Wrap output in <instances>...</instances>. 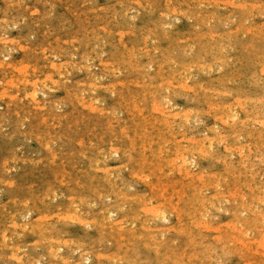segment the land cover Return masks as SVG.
Masks as SVG:
<instances>
[{"label": "rangeland", "instance_id": "rangeland-1", "mask_svg": "<svg viewBox=\"0 0 264 264\" xmlns=\"http://www.w3.org/2000/svg\"><path fill=\"white\" fill-rule=\"evenodd\" d=\"M263 30L264 0H0V264H264Z\"/></svg>", "mask_w": 264, "mask_h": 264}, {"label": "bare ground", "instance_id": "bare-ground-1", "mask_svg": "<svg viewBox=\"0 0 264 264\" xmlns=\"http://www.w3.org/2000/svg\"><path fill=\"white\" fill-rule=\"evenodd\" d=\"M256 1H257V0H256ZM260 2H261V1H260ZM256 3H257V2H256ZM253 4H254V2H253ZM258 4H259V3H258ZM260 5H261V4H260ZM169 7H170V6L168 5V6H167V9H168ZM164 8H165V6H164ZM127 14H128V13H127ZM126 16H127V15H126ZM14 23H15V22H14ZM240 27H241V26H240ZM210 30H211V29H210ZM259 31H260V30H259ZM263 31H264V30H263ZM263 31H261V32H263ZM212 32H213V31H212ZM210 33H211V32H210ZM248 33H249V32H248ZM252 33L257 34L258 31H257V33L251 31V36H252ZM254 34H253V35H254ZM208 35H210V34H208ZM213 36H214V34H213ZM213 36H212V38H213ZM254 36H255V35H254ZM197 37H198V36H197ZM202 38H203V36H202ZM202 38H201V40H202ZM262 38H263V37H262ZM196 39H197V38H196ZM199 40H200V39H199ZM199 40H198V42L202 44V42H200ZM205 40H206V39H205ZM205 40H204V42H207V40H206V41H205ZM196 41H197V40H196ZM196 41H194V42H196ZM187 42H188V41H187ZM192 42H193V41H192ZM215 43H216V41H215ZM189 45H191V43H190ZM205 45H206V44H205ZM218 45H219V44H218ZM203 46H204V45H203ZM203 46H202V50H203ZM210 47H211V45H210ZM210 47H209V48H210ZM244 47H245V46H244ZM209 48H208V49H209ZM217 48H218V47H217ZM205 49H206V47L204 48V50H205ZM209 50H210V49H209ZM215 50H216V47H215ZM205 51H206V50H205ZM207 51H208V50H207ZM4 56H6V55H4ZM88 59H89V58H88ZM181 62H182V61H181ZM261 62H262V61H261ZM178 63H179V62H178ZM182 63H183V62H182ZM1 64H3V62H2ZM259 64L262 65V63H260V62H259ZM174 65H175V64H174ZM181 65H182V64H181ZM183 65H184V64H183ZM183 65H182V66H183ZM185 65H186V64H185ZM253 66H254V63H253ZM174 67H175V66H174ZM251 67H252V65H251ZM254 67H255V68H254ZM254 67H253V68H254V70H255V69L257 68V66H254ZM259 67H260V66H259ZM170 68H171V67H170ZM261 68H262V66H261ZM174 69H175V68H174ZM162 70H163V69H162ZM176 70H177V69H176ZM176 70H175V71H176ZM260 70H261V69H260ZM163 71H164V70H163ZM163 71H161V72L163 73ZM173 71H174V70H173ZM175 71H174V72H175ZM177 71H178V70H177ZM177 71H176V72H177ZM180 71H181V70H180ZM180 71H179V72H180ZM182 71H183V69H182ZM182 71H181V74H182ZM257 71H258V70H257ZM159 72H160V69H159ZM159 72H158V73H159ZM165 72H166V71H165ZM165 72H164V73H165ZM171 72H172V71H171ZM184 72H185V71H184ZM169 73H170V72H169ZM167 74H168V73H167ZM166 76H167V75H165V77H166ZM168 76H169V74H168ZM171 76H172V75H171ZM178 76H180V75H178ZM181 76H182V75H181ZM160 77H161V75H160ZM169 77H170V76H169ZM174 77H175V76H174ZM174 77H173V80H175ZM187 77H188V76H187ZM24 78H25V77H24ZM163 78H164V77H163ZM166 78H167V77H166ZM176 78H178V77H176ZM185 78H186V76H185ZM185 78H184V79H185ZM167 79H168V78H167ZM178 79H179V78H178ZM184 79H181V80H184ZM254 79H255V78H254ZM165 80H166V79H165ZM171 80H172V79H171ZM179 80H180V79H179ZM181 80H180V81H181ZM21 81H22V80H21ZM160 81H162V80H160ZM175 81H176V80H175ZM177 82H178V80H177ZM181 82H182V81H181ZM179 83H180V82H179ZM173 84H174V83H173ZM176 84H177V83H175V85H176ZM177 86H179V85H177ZM167 87H168V86H167ZM182 87H183V86H182ZM169 88H170V87H169ZM89 90H90V89H89ZM85 91H87V90H85ZM83 92H84V91H83ZM33 93H34V91L32 92V94H33ZM73 93H74V92H73ZM30 95H31V94H30ZM37 95H38V94H37ZM153 95H154V94H153ZM32 96H33V98H35L36 94H33ZM77 96H78V95H77ZM30 97H31V96H30ZM75 97H76V96H75ZM77 98H78V97H77ZM154 98H155V96H154ZM244 99H245V98H244ZM34 100H35V99H34ZM37 100H39V99H37ZM77 100H79V99H77ZM156 100H158V99H156ZM86 101H87V100H86ZM259 101H260V99H259ZM36 102H37V101H36ZM39 102H40V101H39ZM241 102H242V101H241ZM241 102H240V103H241ZM263 102H264V101H263ZM44 103H45V102H44ZM83 103H84V102H83ZM158 103L160 104V101H158ZM238 103H239V102H238ZM240 103H239V104H240ZM245 103H246V102H245ZM151 104H152V103H151ZM242 104H244V103H242ZM161 105H162V103H161ZM150 106H151V105H150ZM236 106H237V105H236ZM261 106H262V105H261ZM41 107H44V106L41 105ZM134 107H135V106H134ZM161 107H162V106H161ZM239 107H241V105H240ZM162 108H163V107H162ZM234 108H235V107H234ZM163 109H164V108H163ZM242 109H243V108H242ZM159 110H160V109H159ZM240 110H241V109H240ZM156 111H157V110H156ZM227 111H228V110H227ZM229 111H230V110H229ZM229 111H228L227 113H229ZM237 111H239V110H237ZM243 111H244V110H242V112H243ZM246 111H247V110H246ZM217 112H218V111H217ZM227 113H226V114H227ZM232 113H233V112H232ZM237 113H238V112H237ZM177 114H178V113H177ZM185 114L189 115L188 113H185ZM224 114H225V113H224ZM230 114H231V112H230ZM234 114H235V113H234ZM239 114H240V113H239ZM239 114H238V115H239ZM228 115H229V114H228ZM228 115H227V116H228ZM167 116H168V115H167ZM169 116H170V115H169ZM184 116H185V115H184ZM189 116H190V115H189ZM45 117H46V116H45ZM165 117H166V116H165ZM170 117H171V116H170ZM172 117H173V116H172ZM172 117H171V118H172ZM176 117H177V116H176ZM185 117H186V116H185ZM233 117H234V116H233ZM248 117H249V115H248ZM187 118H189V117H187ZM223 118H225V117H223ZM246 118H247V117H246ZM155 119H156V118H155ZM163 119H164V118H163ZM166 119H168V118H165L164 120L167 121ZM169 119H170V118H169ZM249 119H250V118H249ZM177 120H178V119H177ZM231 120H232V119H231ZM239 120H240V119H239ZM245 120H246V119H245ZM228 121H230V120H228ZM234 121H235V120H234ZM241 121H242V119H241ZM243 121H244V120H243ZM243 121H242V122H243ZM148 122H149V121H148ZM155 122H156V121H155ZM222 122H223V121H222ZM230 122H231V121H230ZM247 122H249V121H247ZM247 122H246V123H247ZM161 123H162V122H161ZM169 123H170V120H169ZM239 123H241V122H239ZM243 123H244V122H243ZM164 124H165V123H164ZM108 125H109V124H108ZM170 125H171V124H170ZM173 125H174V124H173ZM240 125H241V124H240ZM242 125H243V124H242ZM242 125H241V127H243ZM164 126H166V125H164ZM167 126H168V125H167ZM223 126H224V125H223ZM223 126H222V127H223ZM237 126H238V125H237ZM120 127H121V126H120ZM228 127H229V129H231L229 125H228ZM245 127H246V126H245ZM152 128H153V127H152ZM223 128H224V127H223ZM158 129H159V128H158ZM169 129H170V128H169ZM235 129H236V128H235ZM167 130H168V129H167ZM167 130H166V131H167ZM227 130H228V129H227ZM238 130H239V128H238ZM238 130H237V132H238ZM112 131H113V130H112ZM173 131H174V129H173ZM173 131H172V132H173ZM215 131H217V130H215ZM231 131H232V133H233V130H231ZM239 131H240V130H239ZM119 132H121V130H120ZM123 132H125V131H123ZM142 132H144V131H142ZM150 132H151V130H150ZM172 132H168V133H172ZM213 132H214V131H213ZM241 132H242V131H241ZM113 133H115V132H113ZM125 133H127V132H125ZM166 133H167V132H166ZM214 133H216V132H214ZM214 133H213V134H214ZM239 133H240V132H239ZM242 133H243V132H242ZM219 134H220V133H219ZM243 134H244V133H243ZM250 134H251V133H250ZM137 135H138V134H137ZM245 135H246V133H245ZM185 136H186V135H185ZM212 136H213V135H212ZM243 136H244V135H243ZM249 136H251V135H249ZM160 138H161V137H160ZM190 138H191V137H190ZM192 138H194V137H192ZM213 138H214V137H213ZM213 138H211V140H212ZM248 138H249V137H248ZM250 138H251V137H250ZM145 139H146V138H145ZM148 139H149V137H148ZM148 139H147L146 141H148ZM199 139H200V138H199ZM199 139H197V140H199ZM203 139H204V138H203ZM206 139H208V138L206 137ZM214 139H215V138H214ZM129 140H130V139H129ZM153 140H154V139H153ZM208 140H209V139H208ZM220 140H221V139H220ZM112 141H113V140H112ZM174 141H175V140H174ZM200 141H201V140H200ZM202 141H203V140H202ZM204 141H205V139H204ZM213 141H214V140H213ZM216 141H217V140H216ZM129 142H130V141H129ZM144 142H145V141H144ZM198 142H199V141H198ZM198 142H197V143H198ZM208 142H209V141H208ZM142 143H143V142H142ZM151 143H152V142H151ZM158 143H159V142H158ZM175 143H177V142H175ZM202 143H204V142H202ZM209 143H210V142H209ZM145 144H147V143H145ZM145 144H143V145H145ZM190 144H191V142H190ZM194 144L196 145L195 147H197V144H196V143H194ZM198 144H201V143H198ZM212 144H213V143H211V145H212ZM154 145H155V144H154ZM202 145H203V144H202ZM150 146H151V145L149 144L148 147L150 148ZM192 146H193V144H192ZM192 146H191V148H192ZM205 146H206V144H205ZM207 146H208V145H207ZM143 147H144V146H143ZM161 147H162V146H161ZM179 147H180V146H179ZM179 147H178V148H179ZM195 147H194V148H195ZM201 147H202V146H201ZM201 147H200V148H201ZM118 148H119V147H118ZM151 148H152V147H151ZM191 148H190V149H191ZM197 148H198V147H197ZM205 148H206V147H205ZM207 148H209V147H207ZM207 148H206V149H207ZM114 149H115V148H114ZM119 149H121V146H120ZM187 149H188V148H187ZM187 149L184 148V150H187ZM195 149H196V148H195ZM195 149H194V150H195ZM201 149H202V148H201ZM203 149H204V147H203ZM179 150H180V149H179ZM179 150H177V151H179ZM196 150H197V149H196ZM212 150H213V149H211V151H212ZM110 151H111V150H110ZM187 151H188V150H187ZM187 151H185V152H187ZM189 151H190V152H189ZM189 151H188V153H191V150H189ZM192 151H193V149H192ZM206 151H207V150H206ZM151 152H152V151H151ZM181 152H182V151H181ZM201 152H203V151L201 150ZM208 152H209V151H208ZM213 152H214V151H213ZM176 153H177V152H176ZM183 153H184V152H183ZM195 153H196V152H195ZM204 153H205V151H204ZM204 153H203V154H204ZM211 153H212V152H211ZM148 154H149V153H148ZM154 154H155V153H154ZM177 154H178V153H177ZM196 154H197V153H196ZM201 154H202V153H201ZM207 154H208V153H207ZM242 154H243V153H241V155H242ZM159 155H160V153H159ZM162 155H163V154H162ZM180 155H182V157L179 158L180 161L182 162L181 169H184V170H185V168H186V166H187V164H188V159L186 158L187 156L185 157L183 154H180ZM188 155H189V154H188ZM165 156H166V154H165ZM176 156H177V155H176ZM210 156H211V155H210ZM243 156H244V154H243ZM148 157H150V156H148ZM178 157H179V156H178ZM189 157L191 158V156H189ZM152 158H153V157H152ZM167 158H169V157H167ZM192 158H193V157H192ZM150 159H151V158H150ZM161 159H162V158H161ZM170 159H171V157H170ZM163 160H164V158H163ZM167 160H168V159H167ZM167 160H166V161H167ZM150 161H151V160H150ZM160 161H161V160H160ZM166 161H165V162H166ZM190 161H191V160H190ZM190 161H189V163H190ZM157 162H158V161H157ZM193 162H195V161H193ZM151 163H152V161H151ZM176 163H177V162H176ZM176 163H175V165H176ZM153 164H154V163H153ZM165 164H166V163H165ZM165 164H163V166H164ZM178 164H181V163H178ZM143 165H144V164H143ZM143 165H142V166H143ZM169 165H170V163H169ZM191 165H192V164H191ZM99 166H100V165H99ZM178 166H179V165H178ZM158 167H162V165H161V166H158ZM168 167H169V166H168ZM171 167H172V165H171ZM175 167H176V166H175ZM95 168H96V167H95ZM169 168H170V167H169ZM173 168H174V166H173ZM177 168H179V167H177ZM93 169H94V167H93ZM102 169H103V168H102ZM158 169H159V168H158ZM179 169H180V168H179ZM143 170H144V168L142 169V171H143ZM149 170H150V169H149ZM187 170H188V169H187ZM226 170H227V169H226ZM95 171H97V170H95ZM103 171H104V170H103ZM173 171H174V170H173ZM228 171H229V169H228ZM228 171H227V172H228ZM232 171H234V170H232ZM232 171H231V172H232ZM133 172H134V171H133ZM227 172H226V174H227ZM104 173H105V172H104ZM104 173H103V174H104ZM108 173H109V172H108ZM113 173H114V172H113ZM131 173H132V172H131ZM181 173H182V172H181ZM181 173H180V174H181ZM224 173H225V172H224ZM183 174H184V173H183ZM192 174H193V173H192ZM230 174H231V173H230ZM218 175H219V173H218ZM221 175H222V174H221ZM223 175H224V174H223ZM227 175H228V174H227ZM113 176H114V175H113ZM229 176H230V175H229ZM232 176H234V175H232ZM74 177H75V176H74ZM93 177H94V176H93ZM216 177H217V176H216ZM219 177H220V175H219ZM72 178H73V176H72ZM100 178H101V177L99 176L98 179H100ZM109 178H111V177H109ZM114 178H115V176H114ZM93 179H94V178H93ZM93 179H92V180H93ZM192 179H193V178H191V181H192ZM195 179H196V178H195ZM195 179H194V180H195ZM219 179H220V178H218V180H219ZM71 180H72V179H71ZM112 180H113V179H112ZM200 180H201V179H200ZM216 180H217V178H216ZM232 180H233V179H232ZM232 180H230V181H232ZM78 181H79V180H78ZM78 181H77V182H78ZM94 181H95V180H94ZM94 181H93V182H94ZM104 181H105V180H104ZM115 181H117V180H115ZM120 181H121V180H120ZM172 181L174 182L175 179L172 180ZM191 181H190V184L192 183ZM210 181H211V180H210ZM219 181H220V180H219ZM228 181H229V180H228ZM106 182H107V181H106ZM109 182H111V180L108 181V183H109ZM196 182H197V181H196ZM196 182H195V183H196ZM199 182H200V181H199ZM199 182H198V183H199ZM225 182H226V181H225ZM225 182H224V183H225ZM232 182H233V181H232ZM78 183H79V182H78ZM78 183H77V184H78ZM100 183H102V182H100ZM100 183H99V184H100ZM111 183H112V182H111ZM119 183H120V182H119ZM195 183H194V185H195ZM212 183H214V182H212ZM216 183H218V182H216ZM222 183H223V181H222ZM222 183L220 182L219 185H221ZM226 183H228V182H226ZM230 183H231V182H230ZM77 184H76V185H77ZM156 184H158V183H156ZM156 184H155V185H156ZM182 184H183V183H182ZM190 184H189V185H190ZM210 184H211V182H209L208 186H209ZM231 184H232V183H231ZM235 184L237 185V183H235ZM242 184H244V183H242ZM249 184H250V182H249ZM96 185H97V184H96ZM102 185H104V184H102ZM109 185H110V184H109ZM115 185H116V184H115ZM158 185H159V184H158ZM158 185H157V186H158ZM173 185H174V184H173ZM185 185H186V184H185ZM194 185H193V187H194ZM205 185L207 186V184H205ZM205 185H204V186H205ZM211 185H212V184H211ZM216 185H217V184H216ZM216 185H215V186H216ZM219 185H218V186H219ZM77 186H78V185H77ZM77 186H76V187H77ZM79 186H80V184H79ZM98 186H99V185H98ZM104 186H105V185H104ZM151 186H152V185H151ZM157 186H156V187H157ZM231 186H232V185H231ZM102 187H103V186H102ZM115 187H116V186H115ZM121 187H123V186H121ZM167 187H168V186H167ZM190 187H191V186H190ZM193 187H191V188H193ZM196 187H197V186H196ZM202 187H203V186H202ZM212 187H213V186H212ZM219 187H220V186H219ZM219 187H218V188H217V187H216V188L213 187L214 189H216L215 192L217 191V189H219ZM223 187H224V186H223ZM223 187H222V188H223ZM227 187H228V184H227ZM240 187H241V183H240V185H239V189H240ZM247 187H248V186H247ZM72 188H73V186H72ZM178 188H179V187H178ZM187 188H188V186H187ZM197 188H198V187H197ZM213 188H212V189H213ZM234 188H235V187H234ZM244 188H245V187H244ZM248 188H249V187H248ZM79 189H80V188H79ZM102 189H103V188H102ZM107 189H108V188H107ZM121 189H122V188H121ZM123 189H124V188H123ZM155 189H156V188H155ZM155 189H153V191H154ZM159 189H160V188H159ZM159 189H156V190H159ZM184 189H186L185 186H184L183 190H184ZM199 189L202 190L200 187H199ZM210 189H211V187H210ZM228 189H229V188H228ZM230 189H232V187H231ZM236 189H237V188H236ZM242 189H243V188H242ZM252 189H253V187H252ZM94 190H95V189H94ZM94 190H93V191H94ZM96 190H97V189H96ZM115 190H116V188H115ZM115 190H114V191H115ZM164 190H165V189H164ZM167 190H168V189H167ZM178 190H179V189H178ZM180 190H181V189H180ZM208 190H209V189H208ZM223 190H224V189H223ZM233 190H234V189H233ZM255 190H256V189H255ZM93 191H92V192H93ZM99 191H100V190H99ZM111 191H112V190H111ZM119 191H121V190H119ZM123 191H125V190H123ZM162 191H163V187H162ZM172 191H173V190H172ZM188 191H189V190H188ZM195 191H196V190H195ZM213 191H214V190H213ZM236 191H238V190H236ZM121 192H122V191H121ZM151 192H152V191H151ZM166 192H167V191H166ZM169 192H170V191H169ZM184 192H186V190H185ZM196 192H197V191H196ZM218 192H219V190H218ZM220 192H221V191H220ZM224 192H225V191H224ZM230 192H232V191H230ZM97 193H99L98 190H97ZM164 193H165V192H164ZM191 193H192V192H191ZM193 193H195V192L193 191ZM233 193H235V192H233ZM243 193H245V192H243ZM243 193H242V194H243ZM246 193H247V192H246ZM94 194H95V193H94ZM103 194H104V193H103ZM110 194H111V192H110ZM115 194H117V193H115ZM124 194H125V193H124ZM152 194H153V193H152ZM162 194H163V193H162ZM171 194H172V193H171ZM184 194H187V193H184ZM224 194H226V193H224ZM224 194H223V195H224ZM227 194H228V193H227ZM254 194H256V191H255ZM259 194H260V192H259ZM98 195H100V194H98ZM108 195H109V194H108ZM112 195H113V194H112ZM117 195H118V194H117ZM121 195H122V194H121ZM125 195H126V194H125ZM132 195H134V194H132ZM160 195H161V194H160ZM172 195H173V194H172ZM172 195H170V196H172ZM180 195H181V194H180ZM194 195H195V194H194ZM194 195H193V196H194ZM199 195H203V194L200 193ZM199 195H198V196H199ZM215 195H216V194H215ZM218 195H220V194L218 193ZM218 195H217V197H218ZM221 195H222V194H221ZM229 195H230V194H229ZM229 195H228V196H229ZM249 195H250V194H249ZM252 195H253V194H252ZM104 196H105V195H104ZM106 196H107V194H106ZM106 196H105V197H106ZM158 196H159V195H158ZM158 196H157V197H158ZM161 196H162V195H161ZM167 196H169V195H167ZM167 196H165V200H166V197H167ZM170 196H169V197H170ZM181 196H183V195H181ZM181 196H180V197H181ZM186 196H188V195H186ZM213 196H214V195H213ZM226 196H227V195H225V197H226ZM246 196H247V194L245 195V198H246ZM256 196H257V195H256ZM258 196H259V195H258ZM258 196H257V197H258ZM79 197H80V196H79ZM115 197H116V195H115ZM118 197H120V196H118ZM130 197H132V196H130ZM138 197H139V196H138ZM162 197H164V196H162ZM180 197H179V198H180ZM199 197H200V196H199ZM199 197H198V198H199ZM217 197H216V198H217ZM221 197H222V196H220V198H221ZM249 197H250V196H249ZM254 197H255V196H254ZM254 197H253V198H254ZM257 197H256V198H257ZM260 197L262 198L263 196H260ZM80 198H81V197H80ZM100 198H101V197H100ZM100 198H99V201H100ZM108 198H109V196H108ZM126 198H127V197L125 196V199H126ZM133 198H134V196H133L131 199H133ZM135 198H137V197H135ZM139 198H141V197H139ZM158 198H159V197H158ZM160 198H161V197H160ZM170 198H171V197H170ZM170 198H169V199H170ZM172 198H173V197H172ZM179 198H178V199H179ZM188 198H191V197H188ZM202 198H203V197H202ZM204 198H205V197H204ZM210 198H211V197H210ZM210 198H209V200H210ZM214 198H215V196H214ZM227 198H228V197H227ZM231 198H232V197H231ZM237 198H238V200H239V196H238ZM241 198H242V197H241ZM241 198H240V200H241ZM81 199H82V198H81ZM102 199H103V198H102ZM104 199H105V198H104ZM112 199H113V198H112ZM147 199H148V198H147ZM163 199H164V198H163ZM200 199H201V197H200ZM206 199H207V198H206ZM206 199H205V200H206ZM212 199H213V198H212ZM223 199H224V198H223ZM84 200H85V199H84ZM86 200H87V199H86ZM109 200H111V198H110ZM134 200H135V199H134ZM144 200H145V199H144ZM144 200H142V201H144ZM158 200H159V199H158ZM158 200H157V201H158ZM171 200H172V199H170V201H171ZM173 200H174V199H173ZM180 200H181V199H180ZM180 200H179V202H180ZM184 200H185V199H184ZM186 200H187V199H186ZM186 200H185V201H186ZM205 200H204V201H205ZM227 200H228V199H227ZM236 200H237V199H236ZM242 200H244V199H242ZM242 200H241V201H242ZM246 200H247V199H246ZM258 200H259V199H258ZM127 201H128V199H127ZM140 201H141V199H140ZM142 201H141V202H142ZM147 201H148V200H147ZM160 201H161V200H160ZM163 201H164V200H163ZM163 201H162V202H163ZM192 201L194 202L195 200H192ZM201 201H202V199H201ZM204 201H203V202H204ZM228 201H229V200H228ZM228 201H227V202H228ZM253 201H254V200H253ZM121 202H122V201H121ZM145 202H146V201H145ZM182 202H184V201L182 200ZM207 202H208V201H207ZM211 202H213V201L211 200ZM211 202H210V203H211ZM219 202H220V201H219ZM229 202H230V201H229ZM237 202H238V201H237ZM260 202H262V200H260ZM108 203H109V202H108ZM142 203H143V202H142ZM152 203H153V202H152ZM164 203H165V202H164ZM164 203H162V204L164 205ZM166 203H167V202H166ZM168 203H169V202H168ZM170 203H171V202H170ZM194 203H195L194 206H196V205L199 206V207L201 206V205L196 204V203H197L196 201H195ZM198 203H199V200H198ZM201 203H202V202H201ZM220 203H221V202H220ZM233 203H234V202H233ZM233 203H232V204H233ZM235 203H236V202H235ZM244 203H245V201H244ZM103 204H104V201H103ZM118 204H119V203H118ZM133 204H135V203H133ZM133 204H132V205H133ZM143 204H144V203H143ZM174 204H175V203H174ZM177 204H178V201H177ZM180 204H181V203H180ZM188 204H189V203H188ZM191 204H192V203H191ZM212 204H213V203H212ZM215 204H216V202H215ZM237 204H238V203H236V205H237ZM246 204H249V203H246ZM246 204H245V206H246ZM254 204H255V203H254ZM256 204H257V203H256ZM258 204H259V202H258ZM112 205H113V204H111V207H114V206H115V205H113V206H112ZM138 205H139V204H138ZM141 205H142V204H141ZM150 205H151V203H150ZM150 205L148 204V206H150ZM183 205H185V206L187 207V204L184 203ZM183 205H182V207H183ZM216 205H218V204H216ZM219 205H220V204H219ZM219 205H218L217 207H220ZM223 205H224V204H223ZM223 205H222V206H223ZM239 205H240V204H238V207H239ZM241 205H242V203H241ZM241 205H240V206H241ZM259 205H260V204H259ZM261 205H262V204H261ZM142 206H143V205H142ZM161 206H162V205H161ZM227 206H228V205H227ZM232 206H233V205H232ZM245 206H243V208H244ZM247 206H249V205H247ZM137 207H140V206H137ZM145 207H146V206H145ZM162 207H163V206H162ZM162 207H161V208H162ZM179 207H180V206H179ZM186 207H185V208H186ZM191 207H193V206H190V207H188V208H191ZM199 207H198V208H199ZM207 207H208V206H207ZM210 207H211V204H210ZM212 207H214V205H212ZM225 207H226V205L223 206V208H225ZM108 208H109V207H108ZM114 208H115V207H114ZM114 208H113V209H114ZM185 208H184V210H185ZM198 208H195V210L197 211ZM220 208H222V207H220ZM243 208H242V209H243ZM255 208H256V205H255ZM259 208H260V207H259ZM104 209H105V208H104ZM119 209H121V208H119ZM119 209H117V210H119ZM136 209H137V208H136ZM165 209H166V208H165ZM165 209H164V210H165ZM167 209H168V208H167ZM181 209L183 210V208H181ZM201 209H203V208H201ZM208 209H209V208H208ZM233 209H234V208H233ZM239 209H240V208H239ZM105 210H106V209H105ZM117 210H116V211H117ZM140 210H141V209H140ZM140 210H139V211H140ZM150 210H153V209H150ZM154 210H155V209H154ZM154 210H153V211H154ZM192 210H193V209H192ZM224 210H225V209H224ZM224 210H223V212H224ZM230 210H231V208H230ZM237 210H238V209H237ZM240 210H241V209H240ZM240 210H238V211H240ZM247 210H249V209H247ZM261 210H262V208H261ZM261 210H260V211H261ZM139 211H137V212H139ZM180 211H181V210H180ZM193 211H194V210H193ZM198 211H199V210H198ZM198 211H197V212H198ZM200 211H201V210H200ZM211 211H212V210H211ZM211 211H210V213H211ZM217 211H218V210H217ZM227 211L229 212V208H228ZM238 211H237V212H238ZM245 211H246V210H245ZM251 211H252V210H251ZM253 211H254V210H253ZM253 211H252V212H253ZM256 211H257V209H256ZM114 212H115V211H114ZM114 212H113V210L111 209L110 214L113 215ZM176 212H177V211H176ZM176 212H175V214H176ZM187 212H188V210H187ZM189 212H190V211H189ZM202 212H203V211H202ZM202 212H201V213H202ZM207 212H208V211H207ZM115 213H116V212H115ZM161 213H162V210H161L160 208H157V209L153 212V215H154L155 217H159V216H160V218H161V217H162V216L160 215ZM178 213H179V211H178ZM192 213H193V212H192ZM201 213H199L200 216H201ZM219 213H220V210H219ZM219 213H218V215H219ZM239 213H240V212H239ZM239 213H238V214H239ZM244 213H245V212H244ZM244 213H243V214H244ZM246 213H249V211L246 212ZM254 213H255V211H254ZM257 213H258V212H257ZM260 213H262V212H260ZM137 214H138V213H137ZM140 214H141V213H140ZM140 214H139V215H140ZM150 214H151V213H150ZM150 214H149V215H150ZM165 214H166V213H165ZM189 214H190V213H189ZM214 214H215V213H214ZM221 214H222V213H221ZM226 214H227V213H226ZM147 215H148V214H147ZM147 215H146V217H148ZM167 215H168V214H167ZM176 215H177V214H176ZM194 215L196 216V213H195ZM203 215L205 216V214H203ZM208 215H209V214H208ZM211 215H213V214L211 213ZM235 215L237 216V214H235ZM241 215H242V214H241ZM244 215H245V214H244ZM250 215H251V213H250ZM104 216H105V215H104ZM133 216H134V215H133ZM150 216H152V215H150ZM150 216H149V217H150ZM177 216H178V215H177ZM216 216H217V214H216ZM236 216H235V217H236ZM246 216H248V215H246ZM246 216H245V217H246ZM259 216H260V215H259ZM95 217H97V216H95ZM95 217H94V218H95ZM111 217H112V216H111ZM128 217H129V216H128ZM135 217H137V216H136V213H135V216L133 217V219L131 218L132 221L134 220ZM138 217H139V216H138ZM165 217H166V215H165L163 218H165ZM192 217H193V216H192ZM198 217H199V216H198ZM198 217L196 216V219H197ZM208 217H209V216H208ZM222 217H223V216H222ZM239 217H240V214H239ZM253 217H254V216H253ZM255 217H256V216H255ZM255 217H254V218H255ZM94 218H93V219H94ZM144 218H145V217H144ZM144 218H143V219H144ZM190 218H191V217H190ZM233 218H234V217H233ZM236 218H237V219H236V222H237V221L239 220V219H238V216H237ZM240 218H241V217H240ZM247 218H248V217H247ZM247 218H246V219H247ZM249 218L251 219L252 217L249 216ZM258 218H259V217H258ZM102 219H103V218H102ZM110 219H111V218H110ZM140 219H141V218H140ZM151 219H152V218H151ZM181 219H182V216H181L180 220H181ZM198 219H199V218H198ZM200 219H201V218H200ZM202 219H205V218H202ZM208 219H209V218H208ZM229 219H230V217H229ZM231 219H232V218H231ZM243 219H245V218H243ZM243 219H242V220H243ZM252 219H253V218H252ZM252 219H251V220H252ZM256 219H257V218H256ZM256 219H255V220H256ZM148 220H149V219H148ZM154 220H155V219H153V221H154ZM161 220H163V219H161ZM192 220H193V219H192ZM206 220H207V218H206ZM242 220H241V221H242ZM257 220H258V219H257ZM98 221H99V220H98ZM105 221H107V220H104V222H105ZM130 221H131V220H130ZM139 221H140V220H139ZM151 221H152V220H151ZM157 221H158V220H157ZM159 221H160V220H159ZM178 221H179V220H178ZM182 221H183V220H181L180 222H182ZM194 221H196V220H194ZM198 221H199V220H198ZM201 221H202V220H201ZM209 221H213V220H209ZM221 221H222V220H221ZM227 221H228V220H227ZM231 221H232V220H231ZM233 221H234V220H233ZM241 221H239V223H240ZM259 221L261 222V220H259ZM262 221H263V218H262ZM112 222H113V221H112ZM145 222H146V221H145ZM155 222H156V221H155ZM199 222H200V221H199ZM206 222H207V221H206ZM228 222H229V221H228ZM236 222H235V223H236ZM242 222H244V220H243ZM242 222H241V223H242ZM245 222L247 223V221H245ZM245 222H244V223H245ZM248 222L250 223L249 220H248ZM95 223H96V222H95ZM99 223H101V222H99ZM105 223H107V222H105ZM147 223H149V222L147 221ZM152 223H154V222H152ZM158 223H159V222H158ZM178 223H179V222H178ZM183 223H184V221H183ZM187 223H188V222H187ZM203 223H204V222H203ZM211 223H212V222H211ZM230 223H231V222H230ZM233 223H234V222H233ZM241 223H240V224H241ZM255 223H256V222H255ZM255 223H254V224H255ZM96 224H98V223H96ZM155 224H156V223H155ZM155 224H154V225H155ZM179 224H181V225L184 226V224H182V223H179ZM185 224H186V223H185ZM191 224L193 225V221H192ZM196 224H197V223H196ZM201 224H202V223H201ZM227 224H229V223H227ZM237 224H238V222L236 223V225L234 224L235 227L237 226ZM100 225H101V224H100ZM142 225H143V224H142ZM148 225H149V224H148ZM189 225H190V222H189ZM210 225H211V224H210ZM213 225H214V224H212L211 226H213ZM215 225H216V224H215ZM234 225H233V226H234ZM245 225H246V224H245ZM248 225H249V224H248ZM250 225H251V224H250ZM250 225H249V226H250ZM96 226H98V225H96ZM116 226H117V225H116ZM144 226H145V225H144ZM186 226H187V225H186ZM190 226H191V225H190ZM257 226H259V225H257ZM138 227H139V226H138ZM155 227H156V226H155ZM157 227H158V226H157ZM157 227H156V228H157ZM160 227H161V226H160ZM160 227H159V228H160ZM162 227H165V226H162ZM187 227H188V226H187ZM215 227H216V226H215ZM228 227H229V225H228ZM237 227H238V226H237ZM242 227H244V226H242ZM250 227L252 228L253 226L251 225ZM254 227H255V226H254ZM102 228H103V224H102ZM102 228H101V229H102ZM109 228H111V227H109ZM117 228H118V227H117ZM119 228H120V227H119ZM119 228H118V229H119ZM127 228H128V227H127ZM134 228H135V227H134ZM136 228H137V227H136ZM141 228H143V226H142ZM145 228H146V226H145ZM213 228H214V226H213ZM225 228H226V227H225ZM238 228H239V227H238ZM247 228H248V226H247ZM251 228H250V231H251ZM115 229H116V228H115ZM139 229H140V228H139ZM160 229H162V228H160ZM163 229H164V228H163ZM178 229H179V227L177 226V231H176V232H175V230L173 231V232H175L177 235H178V233H180V230L183 231V229L181 228V229L179 230V232H178ZM186 229H187V228H186ZM223 229H224V228H223ZM230 229L233 230V227L231 226ZM262 229H263V228H262ZM119 230H120V229H119ZM133 230H135V229H133ZM136 230L138 231V229H136ZM155 230H156V229H155ZM165 230H168V228L165 229ZM184 230H185V228H184ZM214 230H215V229H214ZM226 230H227V229H226ZM228 230H229V229H228ZM237 230H238V229H237ZM237 230H235V232H237ZM239 230H240V229H239ZM244 230H245V229H244ZM244 230H243V231H244ZM260 230H261V229H260ZM260 230L257 229V231H260ZM100 231H101V230H100ZM113 231H114V230H113ZM113 231H111V233H112ZM120 231H121V230H120ZM131 231H132V230H131ZM182 231H181L180 234L183 233ZM187 231H188V230H187ZM194 231H195V230H194ZM197 231L199 232V229H198ZM220 231H221V229H220ZM220 231H219V232H220ZM243 231H242V232H243ZM250 231H249V232H250ZM253 231H256L255 228H253ZM257 231H256V232H257ZM132 232H133V231H132ZM152 232H153V231H152ZM161 232L163 233V231H161ZM191 232H192V228H191ZM219 232H218V233H219ZM227 232H229V231H227ZM251 232H252V231H251ZM256 232H254V233H256ZM158 233H160V232H158ZM212 233H213V232H212ZM212 233H211V234H212ZM215 233H216V232H215ZM252 233H253V232H252ZM252 233H251V234H252ZM262 233L264 234L263 231H262ZM262 233L259 234V235H262ZM105 234L108 235L107 232H105ZM109 234H110V232H109ZM113 234H115V233L113 232ZM121 234H122V233H121ZM142 234H144V233H142ZM148 234H150V232H148ZM151 234H153V233H151ZM154 234H155V233H154ZM154 234H153L152 236H154ZM164 234H165V233H164ZM183 234H184V233H183ZM189 234H190V233H189ZM192 234H194V233H192ZM198 234H199V233H198ZM228 234H229V233H228ZM249 234H250V233H249ZM110 235L113 236L112 234H110ZM162 235H163V234H162ZM220 235H221V234H220ZM255 235H256V234H254V236H251V237L253 238V237H255ZM257 235H258V234H257ZM257 235H256V236H257ZM101 236H102V235H101ZM140 236H141V235H140ZM164 236H165V235H164ZM190 236H191V235H190ZM195 236L197 237V234H196ZM195 236H194V238H195ZM201 236H202V235H199V237H201ZM217 236H218V235H217ZM241 236H242V235H240L239 238H240ZM142 237H143V236H142ZM150 237H151V236H150ZM191 237H192V236H191ZM202 237H203V236H202ZM225 237H226V236H225ZM225 237H224V239H226ZM227 237H228L227 239H229V237L232 238L231 235H230V236H227ZM251 237H250V239H251ZM261 237H262V236H261ZM128 238H129V237H128ZM134 238H135V237H134ZM136 238H137V237H136ZM140 238H141V237H140ZM140 238H139V239H140ZM143 238H144V237H143ZM146 238H147V237H146ZM154 238H155V237H154ZM163 238H164V237H163ZM176 238H177V237H176ZM208 238L212 239L211 236L208 237ZM215 238H216V237H215ZM255 238H256V237H255ZM130 239H131V238H130ZM147 239H148V238H147ZM150 239H151V238H150ZM165 239H166V238H165ZM178 239H179V238H178ZM178 239H176V240H178ZM201 239H202V238H201ZM227 239H226L225 241H227ZM233 239H235V238H233ZM236 239H238V237H236ZM241 239H242V238H241ZM94 240H97V239H94ZM94 240H93V241H94ZM99 240H100V239H99ZM155 240H156V239H155ZM167 240H172V239H166V241H167ZM176 240H173L172 243H173L174 241H176ZM215 240H216V239H215ZM246 240H248V238L245 239V240H243V241L245 242ZM256 240H258V239H256ZM263 240H264V239H263ZM263 240H261V241H263ZM88 241H89V239H88ZM91 241H92V240H91ZM147 241H148V240H147ZM166 241H164L165 244H166ZM195 241H196V240H195ZM213 241H214V240H213ZM220 241H221V239H220ZM220 241L218 240V243H219ZM234 241H235V240H234ZM249 241H250V240H249ZM48 242H49V241H48ZM48 242H47V243H48ZM53 242H55V241H53ZM61 242H62V241H60V243H61ZM86 242H87V241H85V245H86ZM95 242H97V241H95ZM135 242H136V241H135ZM227 242H230V239H229V241H227ZM227 242H226V246H227ZM231 242H232V241H231ZM91 243H92V242H91ZM93 243H94V242H93ZM130 243H131V242H130ZM168 243L170 244L171 242H168ZM172 243H171V244H172ZM235 243H236V241H235ZM235 243H234V244H235ZM237 243H238V242H237ZM138 244H139V243H137L136 245H138ZM250 244H251V243H250ZM65 245H66V244H65ZM65 245L61 244L62 247H64ZM76 245H77V244H76ZM83 245H84V243H83ZM95 245H96V244H94V245H92V246H95ZM133 245H134V244H133ZM144 245H145V244H144ZM146 245H149V246L152 248V245H150V244H146ZM146 245H145V246H146ZM213 245H215V244L213 243ZM213 245H211V247H212ZM218 245H219V244H218ZM223 245H224V244H222V246H223ZM231 245H233V242L231 243ZM251 245H252V244H251ZM45 246H46V245H45ZM52 246H54V245H52ZM67 246H68V245H67ZM67 246H66V247H67ZM72 246H73V245H72ZM86 246H87V245H86ZM86 246H85V247H86ZM122 246H123V245H122ZM154 246H156V245L154 244ZM154 246H153V247H154ZM222 246H221V247H222ZM238 246H239V245H238ZM249 246H250V245H249ZM62 247H60V248H62ZM66 247H65V248H66ZM80 247H81V245H80ZM80 247H79V249H80ZM90 247H91V246H90ZM118 247H119V246H118ZM131 247H132V246H131ZM150 247H149V248H150ZM157 247H158V246H157ZM160 247H161V246H160ZM160 247H159V248H160ZM214 247H215V246H214ZM216 247H217V245H216ZM221 247L219 246V248H221ZM253 247H254V246H253ZM255 247H256V246H255ZM47 248H48V246H47ZM52 248H53V247H52ZM72 248L74 249L75 246L72 247ZM72 248H71V250H73ZM91 248H94V247H91ZM120 248H121V246H120ZM127 248H130V247H127ZM137 248H139V246L136 247V249H134L133 252L136 251ZM147 248H148V246H147ZM179 248H180V247H179ZM195 248H196V247H195ZM209 248H210V247H209ZM209 248H208V249H209ZM227 248H228V247H227ZM229 248H230V246H229ZM234 248H236V250H238V249H237V246L234 247ZM238 248H239V247H238ZM77 249H78V247H77ZM77 249H75V250L77 251ZM79 249H78V250H79ZM160 249H161V248H160ZM160 249H159V250H160ZM204 249H205V248H204ZM206 249H207V248H206ZM212 249H213V248H211V250H212ZM214 249H215V248H214ZM214 249H213V250H214ZM245 249H246V248H245ZM251 249H253V248H250V250H251ZM254 249H255V248H254ZM37 250H38V249H37ZM42 250H43V249H42ZM54 250H55V248H54ZM67 250H69V249H66V251H67ZM92 250H93V249H92ZM95 250L97 251L96 248H95L93 251H95ZM117 250H118V248H117ZM138 250H139V249H138ZM138 250H137V251H138ZM154 250H155V249H154ZM202 250H203V249H202ZM209 250H210V249H209ZM211 250H210V251H211ZM224 250H225V249H224ZM259 250H262V249H259ZM259 250H258V251H259ZM2 251H3V250H2ZM62 251L64 252V250H62ZM62 251H61V252H62ZM81 251H83V250H81ZM81 251H80V252H81ZM87 251H89V250H87ZM118 251H119V250H118ZM148 251H149V249H148ZM152 251H153V250H152ZM160 251H161V250H160ZM204 251H205V250H204ZM206 251H207V250H206ZM220 251H221V250H220ZM232 251H234L233 248H232ZM232 251H231V252H232ZM25 252H26V251H25ZM36 252H37V251H36ZM39 252H40V251H39ZM56 252H57V251H56ZM58 252H59V250H58ZM67 252H68V251H67ZM73 252H74V251H73ZM97 252H98V251H97ZM97 252H96L95 254H97ZM156 252H157V250H156ZM172 252H173V251H172ZM176 252H177V251H176ZM225 252H226V251H225ZM250 252H251V251H250ZM250 252H249V254H250ZM252 252H253V251H252ZM31 253L33 254V253H35V251H34V252H31ZM42 253H43V252H42ZM42 253H40V254L42 255ZM52 253H53V252H52ZM83 253H84V252H83ZM83 253H81V255H82ZM100 253H101V252H100ZM113 253H114V252H113ZM157 253H158V252H157ZM159 253H160V252H159ZM191 253H192V252H191ZM202 253H203V251H202ZM212 253H213V252H212ZM216 253H217V251H216ZM218 253H219V252H218ZM226 253H228V252H226ZM226 253H225V254H226ZM235 253H236V252H235ZM247 253H248V252H245L246 255H248ZM259 253H260V251H259ZM259 253H258V254L256 253L257 256L259 255ZM25 254H28V253H25ZM45 254H46V253H45ZM56 254H58V253H56ZM59 254H61V253L59 252ZM68 254H69V253H68ZM79 254H80V253H79ZM87 254H88V252H87ZM98 254H99V252H98ZM98 254H97V256H98ZM115 254H117V253L115 252L114 255H115ZM131 254H132V252H131ZM181 254H182V252H181ZM184 254H185V253H184ZM187 254H188V253H187ZM187 254H186V255H187ZM209 254H210V253H209ZM213 254H214V253H213ZM233 254H234V253H233ZM252 254H253V253H252ZM29 255H30V254H29ZM29 255H28V258H30ZM61 255H62V254H61ZM71 255H72V254H71ZM74 255H75V254H73L72 256H74ZM85 255H86V254H84V257H87L89 254H88L87 256H85ZM112 255H113V254H112ZM112 255H109V257L112 256ZM114 255H113V256H114ZM119 255H120V254H119ZM124 255L127 256V252H126V254H124ZM124 255H123V256H124ZM132 255H133V254H132ZM161 255H162V254H161ZM198 255H199V253H198ZM215 255H216V254H215ZM215 255H213V256H215ZM222 255H224V251H223ZM241 255H242V254H241ZM243 255H244V254H243ZM243 255H242V258L245 260V258H247L248 256L244 258ZM246 255H245V256H246ZM260 255H261V253H260ZM0 256H1V255H0ZM33 256H34V255H33ZM49 256H50V255H49ZM49 256H48V257H49ZM55 256H56V255H55ZM62 256H63V255H62ZM72 256H70L71 259H72ZM102 256H103V255H102ZM102 256H101V257H102ZM121 256H122V255H121ZM139 256H140V254H139ZM174 256H175V254H174ZM176 256H177V253H176ZM182 256H184V255H182ZM182 256H181V257H182ZM190 256H191V255H190ZM199 256H201V255H199ZM199 256H198V257H199ZM209 256H211V255H209ZM216 256H217V255H216ZM235 256H236V255H235ZM261 256H262V255H261ZM24 257H25V256H24ZM34 257H35V256H34ZM34 257H32V258H34ZM40 257H42V256H40ZM43 257H44V256H43ZM43 257H42V259H44ZM45 257H46V256H45ZM48 257H47V259H48ZM51 257H52V254H51ZM51 257H50V258H51ZM67 257H68V256H67ZM80 257H82V259H83V256H80ZM114 257H115V256H114ZM163 257H164V256H163ZM177 257H178V256H177ZM202 257H203V256H202ZM204 257L206 258V257H208V256H205V255H204ZM233 257H234V255H233ZM250 257H251V256H250ZM253 257H255V256H253ZM28 258H26V259L28 260ZM59 258H60V257H59ZM63 258H64V257H63ZM75 258H76V257H75ZM78 258H79V257H78ZM78 258H76V260H77ZM116 258H117V257H116ZM121 258H122V257H121ZM190 258H191V257H189V258H187V259H190ZM200 258H201V257H200ZM200 258H199V261L197 262V264L201 261ZM215 258H217V257H215ZM215 258H214V259H215ZM218 258H219V257H218ZM239 258H240V257H239ZM239 258H237V259H239ZM242 258H241V260H242ZM248 258H249V257H248ZM248 258H247V260H248ZM257 258H258V257H257ZM259 258H260V257H259ZM35 259L37 260V258H35ZM47 259H46V260H47ZM56 259H57V258H56ZM64 259H65V258H64ZM84 259H85V258H84ZM87 259H90V258L87 257ZM87 259H86V260H87ZM114 259H115V258H114ZM127 259H128V258H127ZM135 259H136V258H135ZM157 259H158V257H157L155 260H157ZM162 259H163V258H162ZM195 259H196V258H195ZM211 259H213V258L211 257ZM261 259H262V258H261ZM22 260H23V259H22ZM27 260H26V261H27ZM38 260H40V259H38ZM44 260H45V259H44ZM46 260H45V261H46ZM61 260H62V259H61ZM124 260H125V259L122 260V264H123V261H124ZM137 260H138V257H137ZM145 260L148 261V259H145ZM159 260H161V259L159 258ZM193 260H194V259H193ZM202 260H203V259H202ZM215 260H216V259H215ZM215 260H214V261H215ZM17 261L19 262V260H17ZM34 261H35V260H34ZM52 261H53V260H52ZM90 261H91V259H90ZM117 261H118V260H117ZM117 261H116V262H117ZM120 261H121V260H120ZM130 261H131V260H130ZM130 261H129V259H128V262H130ZM140 261H141V260H140ZM147 261H146V262H147ZM152 261H153V260H152ZM166 261H167V260H166ZM174 261H175V259H174ZM187 261H188V260H187ZM189 261H191V260H189ZM212 261H213V260H212ZM216 261H217V260H216ZM249 261H250V260H249ZM254 261H255V259L253 260V262H254ZM21 262H22V261H21ZM40 262H42V261H40ZM60 262H62V261H60ZM70 262H71V261H70ZM80 262L82 263V261H80ZM80 262H79V263H80ZM107 262H108V261H107ZM126 262H127V261H126ZM132 262H133V261H132ZM134 262H135V261H134ZM136 262H137V261H136ZM175 262H176V261H175ZM217 262H218V261H217ZM217 262H216V263H217ZM243 262H244V261H243ZM245 262H247V261H245ZM250 262H251V261H250ZM19 263H20V262H19ZM50 263H51V262H50ZM56 263H57V262H56ZM68 263H69V262H68ZM71 263H72V262H71ZM71 263H70V264H71ZM74 263H75V262H74ZM84 263H86V262H84ZM100 263H101V262H100ZM120 263H121V262H120ZM120 263H118V264H120ZM191 263H192V262H191ZM210 263H211V262H210ZM258 263H259V262H258ZM20 264H21V263H20ZM62 264H63V263H62ZM97 264H99V263H97ZM105 264H106V263H105ZM114 264H115V263H114ZM116 264H117V263H116ZM137 264H138V263H137ZM143 264H144V263H143ZM145 264H146V263H145ZM151 264H152V263H151ZM159 264H160V263H159ZM161 264H162V262H161ZM164 264H165V263H164ZM168 264H169V263H168ZM175 264H176V263H175ZM177 264H178V263H177ZM182 264H183V263H182ZM184 264H185V263H184ZM187 264H188V263H187ZM206 264H207V263H206ZM211 264H213V263H211Z\"/></svg>", "mask_w": 264, "mask_h": 264}]
</instances>
